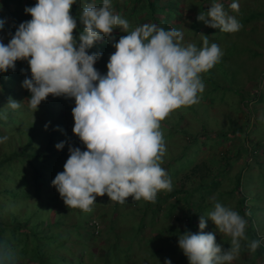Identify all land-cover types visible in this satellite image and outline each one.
Listing matches in <instances>:
<instances>
[{
  "label": "clouds",
  "instance_id": "1",
  "mask_svg": "<svg viewBox=\"0 0 264 264\" xmlns=\"http://www.w3.org/2000/svg\"><path fill=\"white\" fill-rule=\"evenodd\" d=\"M127 2L133 5V0H0V10L9 12V23L1 18L4 12H0V30L16 27L8 43L0 39V100L9 97L7 104L0 101V160H5V164L24 161L19 169L25 172L26 167L34 166L27 161V154L48 151L67 158L64 164L52 167L53 172L43 182L31 183V188L35 186L34 195L26 190L30 188L26 181L18 185L17 179L11 187L25 191L24 208L7 213L0 222L5 219L2 224L8 222L16 227L20 240V233L27 235L29 248L34 234L38 257L21 254L22 241L20 244L11 240L0 264H14L12 258L18 255L31 264H158L162 254L170 257L167 249L152 248L148 253L142 248L151 240L145 241L141 234L147 225L143 215L146 209L157 213L147 206L149 202L155 206L175 196L177 192L160 198L159 191H171V178L188 169V162L198 157L208 159L216 153L224 164L221 174L229 172L231 160L240 154V146L232 143L236 138L247 148L248 144L264 147V116L257 113L262 112L258 103L264 92L250 97L248 90L237 91L228 85L226 79H238V73L243 72L240 68H245L241 64L237 68L233 56L221 46L226 36L242 31L245 23L261 17V13L252 16L251 9L239 11V0H170L173 14L167 23L158 25L146 18L137 22L136 14L125 15L123 5ZM121 9L124 17L120 16ZM253 55L261 54L252 52L249 56ZM20 60L29 66L30 77L22 81L21 87L31 94L27 100L33 112L21 102V96L11 97L17 94L12 90L18 83L13 76L23 69ZM219 61L228 66L221 68ZM3 75H7L8 85L2 80ZM214 80L217 85L210 84ZM262 83L264 71L257 76L256 87ZM221 92L236 94L239 99L234 97L225 106ZM55 98L60 102L48 111ZM64 98L74 101L72 109L65 105ZM42 101L39 109L48 119H62L53 111H63L66 119L71 110L72 133L84 146H70L71 140L64 146L61 141L52 151L54 137L49 133L45 150H38L29 142L11 151L14 157L10 158V153L2 148L10 144L6 136L8 117L15 122L9 115L22 107L34 117ZM253 111L257 112L250 120ZM238 113L248 118L243 120ZM20 115L26 117L23 111ZM164 119L166 122L161 124ZM34 122V118L29 120L30 128ZM64 124L65 120L61 129ZM51 133L58 135L52 129ZM179 135L185 138L181 155L171 161V166L161 167L165 144L171 145L173 137ZM251 136H258L259 140L255 142ZM263 156L264 151L242 160L234 177L239 176L241 190H233L237 194L236 211L220 202H214L212 209L202 202L206 189L201 186L216 172L205 170L200 174L207 173L209 178L194 186L189 196L198 195L201 201L190 202L187 195L183 198L185 213L199 216L195 219L197 228L185 227L173 235L171 242L166 233L159 231V243L172 248L177 243L171 254L173 262L165 257L162 264H232L239 256L241 241L246 239L251 251L248 264H264V176L253 169L257 167L264 174ZM178 159L185 161L178 165ZM195 170L199 167L188 169L193 175ZM10 180L14 183L13 178ZM4 192L13 204L21 198V194L18 198L9 194L10 188ZM94 204L97 209L84 219L78 209L91 212ZM175 207L170 205L164 215H171ZM200 208L204 210L200 212ZM137 212L142 213L139 220L134 218ZM124 214L135 221L132 233L128 230L130 224L118 223V216ZM207 221L231 238L230 247L222 248L215 233L207 232L208 228L213 229ZM78 234L81 240L76 238ZM132 243H137L138 261L129 251Z\"/></svg>",
  "mask_w": 264,
  "mask_h": 264
},
{
  "label": "rangeland",
  "instance_id": "2",
  "mask_svg": "<svg viewBox=\"0 0 264 264\" xmlns=\"http://www.w3.org/2000/svg\"><path fill=\"white\" fill-rule=\"evenodd\" d=\"M240 4V10H243V12H247L249 9H252L256 13H263L264 14V0H259L256 2V0H239ZM132 5V2H127L123 5V7L126 10H129ZM0 12H4V16H1L2 19L5 20V22L9 19V12L6 10H0ZM194 12H191V15H193ZM174 21V20H172ZM16 30V27L14 25L13 28L7 30V29H2L0 30V39L3 42L8 43L9 40L11 39V36L14 34ZM222 48L228 53L229 56H233L232 62L234 65L238 68L241 64L242 67L245 69H241L243 72H239L238 75L236 76L238 79H234L230 77L228 79L227 83L230 85L232 88H236L237 91H240L242 88L243 90H248V95L250 97L254 96L256 93H262L264 92V83H262L259 88L258 86L256 87V78L258 75H260L261 72L264 71V57L263 52H264V15L261 17L255 16L253 19L248 21L247 23L244 24V29L242 31H238L235 33H232L229 36H226L222 42H221ZM87 51V50H86ZM252 52H256L258 54H261L259 56L253 55V57H250ZM250 55V56H249ZM23 69L21 70L20 76L19 73L16 75L18 79H16L15 76H13L14 81L18 82L16 85H13V92L17 91V94L12 95V99L15 98V95L21 96V102L25 104L26 108H28V111L33 110L29 107L28 105V98L30 97V92L24 88L21 87L22 81L26 77H30V70L29 66L27 64V61L25 60H20ZM237 64V65H236ZM20 65V64H19ZM218 65L221 68H226L228 66L227 63L219 61ZM7 75H3L2 80L7 84ZM3 83L0 82V95L3 93V90L1 89V85ZM245 94L244 92H242ZM9 96V93H7ZM207 95V94H206ZM205 95V96H206ZM221 95L223 96V101L224 105L226 106L228 103L234 100V97L238 100V96L236 94L228 93V92H221ZM213 95L212 97H215ZM263 97L262 100H260L261 103H258L260 109L262 112H257L253 111V113L250 114L249 119L254 120V116L256 115V112L260 116H264V93L261 95ZM9 97L5 98L4 100H0L2 104H7ZM74 100V98H71ZM72 100H69L68 98H64V103L66 106H73L74 101L71 102ZM43 105V101L38 105V109L41 108ZM5 106V105H4ZM195 106H198V103L195 104ZM257 107V109L259 108ZM51 108V105H48L47 109ZM72 109V107H71ZM215 109V107H213ZM20 111H23L26 113V117L23 115H20ZM26 109H23L20 107L19 109L15 110L11 115L14 119L15 122L10 121L8 117V123L9 126L6 130V136L8 137L7 141L10 142L8 146L5 147L3 150L5 152L10 153L11 151L15 150L17 151L19 147H24L27 146L28 143H33V146H35L38 150H45L48 142L50 139L48 138L49 133L50 136H53L54 138L52 139V143L50 144V147L52 151H56L55 145L61 141L64 142V146L70 142V146L73 144L79 145L80 147H83L84 145L80 142L77 136H75L72 133V127L74 126V121L73 117L71 115V110L70 113L66 115V119L64 118V112L63 111H53L51 112L52 114L56 115L57 117L59 114L62 116V119H56L53 120L52 118L48 117L46 118L45 112L43 109H39L40 115H35L33 117V113L28 112ZM14 114H19L17 116H14ZM55 116V117H56ZM238 116L243 118L245 120L247 117L242 115L241 113H238ZM32 118L36 119L37 122L31 123L32 128L29 127L28 122ZM64 128L61 129L62 123H64ZM166 119L161 121V124L165 123ZM221 122H223V118H221ZM189 127L188 123H184ZM47 125V127H45ZM56 132L58 135L55 136L51 133ZM42 135V136H41ZM41 137V138H39ZM253 141L257 142L259 140L258 136H251ZM6 141V143H7ZM250 142V140H248ZM183 143L185 144V138H182V136H174L172 139V144L166 145V152L163 156V163L161 164V167L166 166H171L173 161L176 156L181 155V148L183 147ZM229 142L228 144H230ZM232 143L237 144L240 146V154L238 158H233L231 161H233V164L230 165V171L222 173L224 174L222 178H220V184H218L217 188L215 189H207L206 191L203 192V203H208L212 209L213 203L214 202H220L222 205L231 207L233 210L236 211V193L232 190L233 187V181L234 177L237 174L238 169L240 168L242 164V160L245 157H249L251 154L259 155L261 154L262 151H264V147L257 145L261 148H256V145L250 146L248 144V148L246 147V143H243L239 138H236ZM245 146L243 147L242 145ZM257 144V143H256ZM78 147V146H77ZM76 148V147H75ZM3 153V152H2ZM214 155L209 156L208 159L198 157L194 162L190 163L188 162V169L194 170L195 167H199V170H195L196 174H192L186 170H182L179 172V174H175L172 179V190L171 191H159L161 192V197L163 198L164 194L166 193H173L177 192L175 196L169 197L165 201H162L159 205H153L151 202L147 205L150 208H154L157 213L156 215L151 212L150 209H146L145 214L143 215L144 218V223H146V227H144L141 231V234L143 236V239L146 241L147 239L149 240L144 246H142V243H139V245L142 246V248L146 249V252L150 253L152 252V248L154 249H160L165 248L166 253L170 257H166L165 254H162L161 258L158 261V264H162L163 261L167 258L171 260V263L173 262V249L176 248L177 243H174V247L172 248L170 245L166 246L163 243H159L157 241V235H159V231L164 232L167 234L172 228H177L179 232L183 231L185 227L187 226V221L186 217L188 216V213H185V201H183V198L187 195L189 201L191 202L192 200H198L201 201V198L197 195L195 197H190L189 194L191 193V190L194 189V186L201 184L202 181L205 180L207 182V179L209 178V175L206 173L205 175H200L202 174L205 170L216 172L217 174L223 172V166L222 163V158L218 156L216 153H213ZM178 156V157H179ZM3 158V155L0 154V159ZM260 159V158H259ZM264 159V156L262 157ZM185 159H178V165H181ZM261 161V160H259ZM24 161H7V164H5L1 169H0V219L2 220V217L6 215L7 213L12 214L15 212V209H19L22 205L23 202L26 201V198L21 196L20 199L17 200L16 204L12 203V198L4 192L5 189L10 188L12 190L13 186L17 183V179H20L21 172L22 171H17L20 167H23ZM177 165V166H178ZM169 168L165 169L168 171ZM255 170L256 174H261L264 176L263 172L259 168H253ZM17 171V172H16ZM25 172L27 175V180L26 183L30 188L26 189L28 192L31 194H35V186L31 188V183H32V176H31V169L28 167L25 168ZM168 173V172H167ZM199 174V175H198ZM11 178H13L14 183L11 182ZM200 193V192H199ZM158 197H156L157 200ZM175 204L176 207L173 210V213L171 215H164V212L166 214V209L170 208V205ZM13 205L14 208L11 206ZM122 206L123 204H120ZM140 205V204H139ZM51 207L48 206V208ZM98 207L97 204H94L92 206V211L91 212H83L80 209H78L82 217L89 218L91 213L96 210ZM133 207V206H132ZM134 208V207H133ZM171 213V211H169ZM141 212H137L134 214V218L136 220H139V216H141ZM118 219V223H120L122 226H124L127 222V224H130L128 227L129 233H132L131 228L133 225H135V221L133 220V217L128 216V214H124ZM132 221L130 223L129 221ZM5 223V219L3 221ZM153 222V225L149 226V224ZM8 226H11V223L7 222ZM208 225H213L212 228H208L209 230L207 232H213L215 233V239L216 242L221 244L222 248L227 249L230 247V241L231 238L223 233H219L217 229L215 228V225L211 221H207V226ZM126 228V227H125ZM247 228V227H246ZM206 232V233H207ZM70 233H73V230L70 229ZM164 234V235H166ZM246 234V233H245ZM163 235V236H164ZM104 238H107L106 235H103ZM247 237V235H246ZM76 238L81 240L82 236L81 234L76 235ZM75 240V236H73V242ZM13 248V247H11ZM138 246L137 243H132L129 246V251L136 256V259L138 261L140 257V253L137 250ZM14 249V248H13ZM164 251V250H163ZM10 250H8V253ZM166 257V258H165ZM251 257V251L247 247V239L241 241V250L239 253V256L237 259L232 261V264H248L250 261ZM18 260L16 261V259ZM14 261V264H31L30 261L27 258H22L20 255L15 256L12 258ZM263 264V263H261Z\"/></svg>",
  "mask_w": 264,
  "mask_h": 264
},
{
  "label": "trees",
  "instance_id": "3",
  "mask_svg": "<svg viewBox=\"0 0 264 264\" xmlns=\"http://www.w3.org/2000/svg\"><path fill=\"white\" fill-rule=\"evenodd\" d=\"M158 3H160L161 5H159ZM120 9V5L117 6ZM251 12V11H250ZM127 16H133L136 14V21L137 22H141L142 19L146 18L149 20H153L155 21L158 25L161 24H165L167 23V18L169 16H172L173 14V9L171 6V2L170 0L168 2H163V0H133V5L131 6V8L129 10H126V12L124 13ZM124 14L122 13V9L120 11V16L124 17ZM141 14L144 15V17H139ZM252 14V16H254V13H250ZM140 26V24H139ZM115 38V37H114ZM111 44V42H109ZM1 79V78H0ZM226 81H228L226 79ZM216 84V80L211 81L210 84ZM50 105L53 104H58L60 101L58 99H54L50 101ZM37 115H40V111L37 112ZM232 135V134H231ZM29 145H31V143H29ZM27 157V161H29V163L31 162L32 165H34L32 167V171H31V176H32V183L37 184L38 182H43L45 179H47V174H51L53 172L52 167H57V165H60V163L62 162L64 164V162L66 161V157L65 156H61V154H59L57 156V154L55 153H48L47 152H40V151H36L34 153V155L32 154H27L25 155ZM10 158L14 157V153H10L9 155ZM226 160V159H224ZM227 161V160H226ZM49 164H52L49 167ZM5 165V160H0V166L3 167ZM226 165V163H225ZM18 171H22L21 172V178L18 179V185L21 183H24V181H26L27 175L26 173L22 170L19 169ZM17 172V171H16ZM46 174H45V173ZM224 174H220V173H216V174H211L210 175V181H208V183L204 186H201L204 190L206 189H215L217 188L218 184L220 183L216 178L218 177L219 179L223 177ZM233 183V187L232 190L234 191H238L240 192V182H239V176H237ZM214 187V188H213ZM7 189H5L4 191H6ZM12 196H14L15 198H18L21 194V196L26 197V193L25 191H23V189L21 188L19 190V192L17 190H10V193ZM13 208L14 206L11 205ZM23 205L19 208V209H23ZM241 208V207H240ZM15 209V208H14ZM16 210V209H15ZM204 209H199V211H203ZM27 213H32V212H27ZM29 217H31L30 214H27ZM199 216H197L196 214L194 215H188L186 217V221H187V226L189 227L191 230H194L197 228V225L195 224V219L198 218ZM17 233V228L16 227H11L8 226L7 224H2L0 222V261L2 260L4 255V250H5V246L11 242V240H14L16 243L22 241L21 247H20V253L21 254H25L26 257H38V251H37V242H36V237L34 234H32L31 237V241H32V246L29 248L28 246V238L27 235H25L24 233H20L21 235V240L19 238V236L16 234ZM175 233H179V230L176 228H172L169 231V234H166V239L167 241L171 242L173 240V238L175 236ZM170 236V237H169ZM47 243L50 242V238L47 237L46 238ZM262 252L264 253V250H262ZM177 254V253H176ZM259 255V254H257ZM6 257V256H5ZM6 259V258H5ZM177 262H175L176 264Z\"/></svg>",
  "mask_w": 264,
  "mask_h": 264
},
{
  "label": "crops",
  "instance_id": "4",
  "mask_svg": "<svg viewBox=\"0 0 264 264\" xmlns=\"http://www.w3.org/2000/svg\"><path fill=\"white\" fill-rule=\"evenodd\" d=\"M259 0H256V2H258ZM251 13H256L255 11H253L252 9H251ZM261 15L263 16L264 14L261 12Z\"/></svg>",
  "mask_w": 264,
  "mask_h": 264
}]
</instances>
